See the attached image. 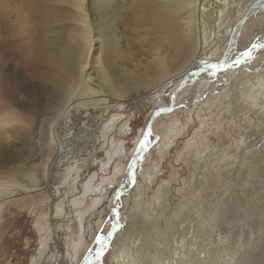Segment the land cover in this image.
Instances as JSON below:
<instances>
[{
	"label": "rangeland",
	"instance_id": "rangeland-1",
	"mask_svg": "<svg viewBox=\"0 0 264 264\" xmlns=\"http://www.w3.org/2000/svg\"><path fill=\"white\" fill-rule=\"evenodd\" d=\"M5 1L4 6L0 7V53L4 56L2 79L8 83L9 90L3 94L0 102L15 108L25 120L30 112L21 102L28 99L30 94H34L41 98L42 105L45 106L47 102L43 101L52 92L53 85L50 83L51 70L27 53L24 37L17 31L18 12L28 13L29 17L37 22L32 26V41H39L44 32L41 24H62V31L66 36L73 37L77 36V31L81 30L83 24L78 20L80 14L77 13L79 9L76 8L75 0ZM122 13L119 33L125 38L121 39L122 45L128 48L127 58H124L122 64L138 68V63L142 67L149 62L154 44L151 38L142 44L139 40L142 28H138L141 29L140 33L136 32L131 22L132 15L125 11ZM119 67V61L114 59L108 69L112 73ZM89 70L91 71L90 66L88 72ZM8 72L13 78L9 77ZM92 72H96L95 69ZM260 73L263 74L255 78L243 77L236 83L235 93L226 86L217 93L211 106L203 102L202 96L209 84H198L193 86V89L186 88L176 95V107L161 114L154 121L153 131L157 133V138L153 140L151 150L138 160L135 180L125 185L119 206L123 238L125 237L127 245L132 246L135 244L133 241L140 238L145 239L151 235L155 237L150 246L148 245L150 249L148 246V249L146 246L143 248V252H146L143 264H149V257H156L153 256L158 252L155 244L160 239L164 244L157 255L167 263L172 262L174 251H178L175 257L181 256V260L187 258L186 264H222V259H227V254L233 252H238V256L241 254L239 260L242 259V263L254 257L251 254L262 234L257 222L264 220V69ZM12 82L15 84L13 90L10 85ZM167 85L150 94L149 98L142 95L121 104L107 105V108L105 104L100 103L95 108L81 110L78 115L81 126L79 131L83 130L84 134L82 137L78 135L79 139L86 141L90 130L94 132L90 144L91 161L106 159V155L98 151L102 139L96 133L102 125L110 123L111 117L116 113L121 114V118L129 119L125 133H118L114 128H110L112 126H109V132L106 131L108 140L113 139L114 143L123 144L124 152L115 153L104 169L96 171L92 189L84 195L82 201L71 199L73 193L78 195V187L75 190L71 183L79 160H74L76 164L74 163L68 171L65 170V173L59 161L56 167H62V172L54 170V175L63 174L64 179L60 185L51 182L52 184L49 183L40 190L24 193L18 199L15 198L19 195L12 194L16 192L13 184L17 181L13 180L9 186L0 185V189L3 187L2 191L6 193H9L7 191L10 189L14 190L10 191L11 194L7 195L9 197L4 199L0 207V264L39 262L42 242L49 235L45 217L51 211L49 205L54 201L53 195L60 194L65 195L64 204L58 214H54L57 216L58 240L57 244L52 246L49 260L58 263L62 257L64 264L77 262L80 255L90 248L93 232H104L111 223L107 210L112 204H99L96 199L104 198L106 192H102L98 187L105 182L103 178L114 176V183L120 180L123 167L126 166L134 148L139 147L138 135L155 106L153 99L156 100V106L163 105L165 108L170 104L169 95L175 89L176 82ZM27 126L30 131L28 130L27 135L25 134L23 140L18 143L22 150H25L27 160L34 157L36 159L41 153L40 140L34 134L38 127L37 119L29 120ZM90 126H94L93 129H90ZM82 159L85 161L86 157ZM37 162L35 160V163ZM118 166L119 170L115 171L114 168ZM36 173L25 178L18 177L17 180L27 183L29 177L30 180L32 177L38 179ZM79 184L77 182L76 186H80ZM103 190L108 193L106 187ZM80 213L82 217H79ZM192 227L193 233L196 232L193 237L190 236ZM256 234L260 236L257 238ZM180 236L183 243L179 239ZM183 236L189 243L184 244L187 241ZM118 237H114L115 245L119 243ZM191 238L192 242L195 240L193 244L189 241ZM201 239L204 242H201ZM179 240V243L184 245L179 244ZM152 248L155 250L153 254ZM183 248H192L195 251L191 249L187 255L182 251ZM139 257L141 259V255ZM197 258L203 260L199 259V262ZM109 263L106 256L97 262Z\"/></svg>",
	"mask_w": 264,
	"mask_h": 264
},
{
	"label": "bare ground",
	"instance_id": "bare-ground-1",
	"mask_svg": "<svg viewBox=\"0 0 264 264\" xmlns=\"http://www.w3.org/2000/svg\"><path fill=\"white\" fill-rule=\"evenodd\" d=\"M5 3V0H0V7H3ZM75 5L79 9V12H77L80 14L78 20L83 24L81 30L77 31L76 37L66 36L62 31V24L54 23L50 25V23H44L40 25L44 32L40 35L39 41H32L30 37L32 26L37 22H34L28 13L18 12L17 31L24 37V46L27 53L51 70L50 83L53 85V90L43 101L47 102L44 104L45 106L42 105L41 98L37 95L34 96V94L32 96L30 94L28 99L21 102V105L30 112L25 120L22 116H19L20 114L15 108L8 104L2 105L0 102V185L8 184L7 186H9L13 180L14 182L17 181L13 184L15 193L11 189L7 191L9 193H6L2 191L3 187L1 186L0 207L11 192H13V195H19L15 198L18 199L24 193L40 190L51 182L60 185L64 176L63 174L54 175V170L65 173V170L68 171L74 163L76 164L74 160L79 161L77 171L72 175L71 184L75 190L78 187V195L73 193L71 199L76 198V200L81 199L82 201L84 195L92 189L96 171L104 169V166L108 164L115 153L122 154L124 152L123 144L120 142L116 144L113 139L108 140L109 135L106 134V131L109 132L110 128H114L122 134L128 129L129 119L121 118L122 115L116 113L111 117L110 123H104L96 133L102 139L98 151L103 152L106 159L91 161L90 144L94 132L91 130L89 133L87 132L88 138H85L86 141H83L82 138L79 139L84 134L83 130L79 131L81 126L78 115L81 114V110L95 108L100 103L105 104L107 108V105L121 104L127 100L137 99L142 95L149 98V95L160 87L176 82L174 86L176 88L180 81L184 83V86L178 90L176 95L186 88L193 89V86L198 84L204 86L209 84L205 87L202 96L203 102L211 106L217 93L226 86L231 92H234L237 88L236 83L238 84V81L243 77L251 76L255 78L263 74L260 72L264 69V47H261V45H264V0H75ZM123 11L132 15L131 22L136 32L141 31V29H138L139 27L142 28L141 33L139 31V40L142 41V44L149 41L150 38L154 44L149 62L145 64V61V65L142 67L138 63V68L136 66L127 67L122 64L124 58H127L128 55L127 46L122 45V40L125 38L119 33V21ZM253 45L256 47L252 48ZM250 48L252 49L250 58L239 65L223 70L211 67L212 64L230 63L237 55ZM2 54L0 53V99L9 90L8 83L5 79H2L4 71L2 63L4 62V56ZM114 59L119 61L120 67L110 73L108 67L111 66ZM42 65L40 66L42 67ZM88 66L91 67L89 72ZM93 69L96 72H92ZM91 72L93 76H91ZM183 72L185 73L182 77L174 79L175 76ZM8 75L13 78L10 72H8ZM171 78L173 79L171 80ZM10 85L11 90H13L15 84L12 82ZM175 97L173 107H176L177 104ZM168 106L166 105L165 108L163 105L155 107L166 109ZM33 118L34 120L37 119L38 127L34 134L40 140L41 153L36 159L34 157V159L27 160L26 152L19 146L18 141H22L23 136L27 135L26 132L29 130L27 122L33 120ZM94 126L89 128L93 129ZM109 126L112 127L109 128ZM153 126L154 122L150 129L151 135L148 137L150 143L147 145L146 153L151 150L153 140L157 138ZM142 133L143 127L139 132L137 142L141 140ZM102 145H105V147H102ZM137 149L138 147L134 148L132 155ZM83 157H86L85 161H83ZM35 160L38 162L35 163ZM59 161H61L60 166L64 167L62 171H60L62 167H56ZM136 164L133 170L130 168L128 171L124 166L123 170L121 169L123 175L116 183L113 181L114 176L103 178L105 182L98 189L100 188L102 192L105 191L106 194L104 198L96 200L99 201V204L103 202L104 206L111 202V208L107 210V216L111 223L104 232L96 230L93 232L90 248L80 255L75 264L84 261H87L86 264H97L98 260L104 256L109 259V264H143L144 259L146 260L143 248L144 246H150L155 237L153 238L151 235L145 239L140 238L133 241L135 244L131 242L132 246L127 245L125 237L123 238L122 214L119 207L120 196L126 187L125 185L135 180ZM36 169L40 171H36ZM114 169L115 171L119 170V166ZM33 171L37 172L38 179L32 177L30 180L29 177L27 183L18 182V177L32 176ZM126 175L130 177L127 182L125 181ZM77 182L80 183V186H76ZM108 183L120 184L116 195L112 193L108 196L107 190H103ZM63 197H65L64 194L53 195L54 201L49 205L51 211L45 217L49 235L42 242L40 251L42 255H40L37 264H64L62 257H58V263L49 260L53 250L52 246L58 240L56 215L64 204ZM54 214L56 215L54 216ZM79 217H82L81 213ZM114 220L117 226L111 232L112 235L109 236L107 231ZM257 223L261 227L260 233L262 234L261 236L256 234L257 238L258 236L260 238L257 240V247L255 246L256 248L253 249V254H251L254 257H251V259L246 258L247 260L244 258L246 262L243 261L242 263V259L239 260L241 254L238 256V252H233L227 254V259H222V264H264V220ZM194 227L191 229V231L193 230L192 235L187 230L192 237L196 233H193ZM115 235L119 236L118 245H115ZM100 237H103V239H99ZM179 239H181V236ZM155 240L157 241V239ZM181 240L183 243V239ZM181 240L177 242L179 243ZM184 240H186V237ZM189 241L192 242V238ZM220 241L222 242V240ZM201 242L204 241L201 239ZM187 243L189 242L187 241L184 244ZM156 244L155 246L158 247L156 252H158L153 254L155 250L152 248L153 252L151 253L156 257L151 258L152 256H148L150 258L149 264L152 262L153 264L167 263L157 255L162 250L163 240L160 239ZM181 246H179L180 249H182ZM179 247L177 246V248ZM240 247L241 249L244 248H242V244ZM175 248L174 250H176ZM190 250L186 248L182 251L188 255ZM192 250L195 251V249ZM98 252L100 253L99 258H97ZM172 254L174 255L171 258L172 262L167 264H186L185 260L187 258L181 260V256L175 257L178 251H174ZM184 254H182L183 257ZM93 255L96 256L95 260L91 259ZM139 255H141V259ZM138 258L141 260L140 262ZM200 260H203V258ZM67 264L71 263L68 262Z\"/></svg>",
	"mask_w": 264,
	"mask_h": 264
},
{
	"label": "water",
	"instance_id": "water-1",
	"mask_svg": "<svg viewBox=\"0 0 264 264\" xmlns=\"http://www.w3.org/2000/svg\"><path fill=\"white\" fill-rule=\"evenodd\" d=\"M185 72L178 74L177 76L174 77V79H177L179 77H182L184 75ZM173 78H171L172 80ZM184 86V83L182 81L179 82L178 86L173 90V92L170 94V105L166 108V109H157L156 106V100L153 99V102L155 103L154 108L151 110V112L149 113L145 124L143 126V133L141 135V140L143 138V134L151 129L152 123L156 120V118H158L161 114H164L166 112H170L172 111L173 107V99L174 96H176V93L178 92V90H180L182 87ZM147 97V96H146ZM148 98V97H147ZM140 140V141H141ZM147 150V146L145 149H140L138 147V149L134 152V154L129 158L125 169L126 171H128L130 168L133 170L134 169V165L137 163L138 160H141L144 156V154L146 153ZM130 179L129 175H126L125 177V181L127 182ZM125 183V182H124ZM120 184L116 185L113 183H108L106 184V188L108 189V196H110L112 193H114V195H116L117 189L119 187ZM117 226L116 221L114 220L111 227L109 228V230L107 231V235L109 232H112L115 227ZM96 255V254H95ZM93 255L91 256V259L95 260L96 256ZM87 261L81 262L80 264H86Z\"/></svg>",
	"mask_w": 264,
	"mask_h": 264
},
{
	"label": "snow or ice",
	"instance_id": "snow-or-ice-1",
	"mask_svg": "<svg viewBox=\"0 0 264 264\" xmlns=\"http://www.w3.org/2000/svg\"><path fill=\"white\" fill-rule=\"evenodd\" d=\"M256 46L253 45L252 48H255ZM261 47H264V45H261ZM251 48L244 51V52H241L239 55L236 56V58L234 60H232L230 63L229 62H223L222 64H212L211 67L213 69H217V70H223L224 68H228V67H233L235 65H239L241 64L243 61H246L248 58H250V52H251ZM215 74V73H213ZM151 135V132L150 130L146 131L144 134H143V138L142 140L140 141V144H139V148L140 149H145L146 146L150 143V140L148 139V137ZM109 236L112 235L111 232L108 233ZM99 239H103V237H100ZM100 256V253L98 252L97 253V258H99Z\"/></svg>",
	"mask_w": 264,
	"mask_h": 264
}]
</instances>
